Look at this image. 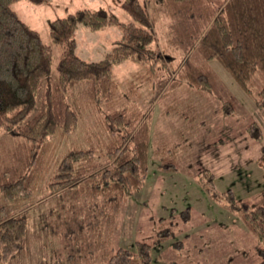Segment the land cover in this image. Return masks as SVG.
<instances>
[{
  "label": "trees",
  "instance_id": "trees-1",
  "mask_svg": "<svg viewBox=\"0 0 264 264\" xmlns=\"http://www.w3.org/2000/svg\"><path fill=\"white\" fill-rule=\"evenodd\" d=\"M17 1L0 0V132L16 139L0 157V264H10L28 245L36 247L35 241L46 249V241L50 243L58 236H62V246L59 241V247H54L51 240V252L61 258L68 248L70 252L66 259L54 258L50 264L74 262L82 251L79 241L89 237L97 243L101 239L97 247L102 250L96 258L105 264H152L153 245L146 240L136 239L135 250L105 245L118 235L121 213L145 184L151 140V112H132L134 106H124L125 112H103V105L111 109L124 102L134 104L128 95L133 82L126 91L117 90L113 65L129 58L150 62L144 71L150 73L160 59L151 44L158 42L159 35L163 38L158 29L164 26L169 36L161 52L165 51L166 57L176 49L201 55L197 66L193 60L198 56L190 60L193 53L188 64L185 61L181 68L175 66L178 74L170 87L186 77L193 85L200 81L206 83L204 89L210 88L204 79L212 77L207 75L212 72L201 66L216 59L243 90L251 92L252 76L258 71L264 74V0H162L152 11L143 0H125L123 6L133 20L120 24L122 41L97 61L77 54L75 33L79 27L100 30L119 23L118 18L105 9H78L50 22L52 41L64 47L54 78L52 46L20 18L13 9ZM27 1L35 4L45 0ZM113 83L115 90L110 92L108 87ZM112 93L117 98L108 102L105 98ZM259 93L256 103L263 108L264 84ZM222 108L223 112H234L232 101H225ZM80 129V136L87 134L84 143H79V138L76 145L60 154L55 149L57 153L49 160V164H56L54 175L62 178L66 172L71 177V182L63 181L53 190L52 172L48 175L43 166L46 150L51 143H63L54 139L56 134L67 141ZM260 129L256 122L247 128L249 135L262 141ZM162 161L160 169L176 170L172 161ZM259 161L264 178V146ZM199 178L211 197L243 215L260 240L263 256L264 189L261 202L252 207L245 200H237L232 189L224 193L216 190V175L211 169L201 170ZM38 202L43 205L40 210ZM20 203L23 205L19 207ZM91 247H86L87 256L95 252Z\"/></svg>",
  "mask_w": 264,
  "mask_h": 264
},
{
  "label": "rangeland",
  "instance_id": "rangeland-1",
  "mask_svg": "<svg viewBox=\"0 0 264 264\" xmlns=\"http://www.w3.org/2000/svg\"><path fill=\"white\" fill-rule=\"evenodd\" d=\"M124 1L45 0L34 4L20 0L13 4V9L29 27L40 33L45 44L52 46L51 77L54 78L57 77V65L64 47L52 41L50 22L83 8L105 9L114 13L119 23L97 31L79 27L75 33L77 54L87 61H97L122 41L124 30L120 24L133 20L123 6ZM160 1L143 0L150 11ZM158 30L164 36L162 38L159 35L158 42L155 40L151 48L158 50L155 52L159 53L166 67L160 59L155 62L150 73L144 72L150 62L140 63L129 58L114 64L117 90L126 91L132 81V91L128 95L134 104L125 105L124 102V105L115 104L111 109L102 106L103 112H125L124 106H134L132 112H151L148 177L142 189L129 199L125 211L121 213L118 235L110 237L105 245L115 249L123 247L135 250L136 239L146 240L153 245L152 264H264L260 240L243 215L227 208L222 200L211 197L199 180V172L209 168L216 175L215 187L219 192L232 189L237 200H245L252 207L261 202L264 178L259 158L264 138L262 141L254 139L247 128L256 122L264 135V107L260 108L256 103L264 84V74L256 72L249 82L252 90L246 92L224 66L213 59L206 66H201L212 72V75L207 73L212 77L204 79L210 83V88L204 89L202 85L206 83L200 81L193 85L186 77L170 87L171 80L178 74L175 66L181 68L192 55L190 60L198 56L197 60H193V65L197 66L201 55L192 50L187 54L176 49L171 51L172 58L170 55L166 57L165 51H161L167 45L166 36L169 35L164 26ZM114 85L109 86L108 91L114 92ZM116 98L112 93L105 99L112 102ZM225 101L233 102L234 112H223ZM80 132L81 129L78 135L67 141L56 134L54 139L59 138L63 143L60 146V143H51L46 150L47 159L43 166L47 167L48 175L52 172L50 176L55 181L53 190L62 185L63 181L71 182V177L65 172L61 178L59 171L57 176L54 175L56 164H49V160L57 152L60 154L76 145L79 138V143H84L87 134L82 132L80 136ZM218 139L220 141L216 142ZM15 141V138L11 139L0 132V157L5 148H10ZM55 149H58L57 152ZM162 160L164 163L172 161L176 170L160 169ZM37 204L39 210L43 208L42 204ZM22 205L20 203L18 206ZM34 234L35 231L30 233L32 236ZM61 237L50 239V243L46 241L49 245L46 249L39 247V242L34 240L36 247L28 245L10 264H50L54 258L66 259L69 248L62 253V258L57 252H51L53 246L59 247V241L62 246ZM100 241L97 243L91 237L83 243L79 241L82 251L76 256L73 254L75 261L69 264H105L96 258L102 250V247H97ZM179 242L181 245H177ZM91 244L95 252L87 256L86 247ZM37 252L45 255L49 262H44L46 260L43 261Z\"/></svg>",
  "mask_w": 264,
  "mask_h": 264
}]
</instances>
